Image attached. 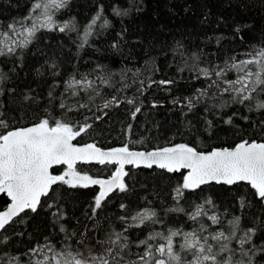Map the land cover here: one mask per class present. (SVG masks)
Instances as JSON below:
<instances>
[{
	"label": "snow or ice",
	"instance_id": "6c2138e0",
	"mask_svg": "<svg viewBox=\"0 0 264 264\" xmlns=\"http://www.w3.org/2000/svg\"><path fill=\"white\" fill-rule=\"evenodd\" d=\"M0 264H264V0H0Z\"/></svg>",
	"mask_w": 264,
	"mask_h": 264
},
{
	"label": "trees",
	"instance_id": "16d2710c",
	"mask_svg": "<svg viewBox=\"0 0 264 264\" xmlns=\"http://www.w3.org/2000/svg\"><path fill=\"white\" fill-rule=\"evenodd\" d=\"M115 23H116L117 26H118V21H116ZM125 23H129V21H128V20H125ZM130 46H131V45H130ZM157 115H158V118H159L160 116H163V109L158 110Z\"/></svg>",
	"mask_w": 264,
	"mask_h": 264
}]
</instances>
